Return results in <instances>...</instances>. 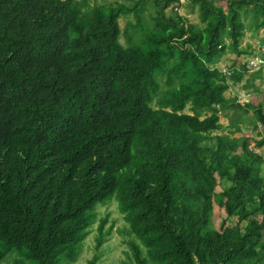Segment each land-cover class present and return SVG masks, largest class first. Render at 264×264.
Segmentation results:
<instances>
[{
	"label": "trees",
	"instance_id": "obj_1",
	"mask_svg": "<svg viewBox=\"0 0 264 264\" xmlns=\"http://www.w3.org/2000/svg\"><path fill=\"white\" fill-rule=\"evenodd\" d=\"M193 1L201 25L154 0L148 29V0H0V264L76 263L113 199L140 242L131 264H264V156L213 135L230 108L264 127V104L226 96L253 70L217 66L247 53L242 12L264 28V0Z\"/></svg>",
	"mask_w": 264,
	"mask_h": 264
},
{
	"label": "rangeland",
	"instance_id": "obj_2",
	"mask_svg": "<svg viewBox=\"0 0 264 264\" xmlns=\"http://www.w3.org/2000/svg\"><path fill=\"white\" fill-rule=\"evenodd\" d=\"M128 2L124 0H89L91 6L95 4L98 5H116L117 3H127L134 4L138 2ZM182 5L179 8V13L186 17L190 24H200L199 19V6L194 3L193 0H181ZM173 4L170 9H168L167 14L170 13V10L175 7ZM242 20L245 24V35L242 38V43L240 48L247 51L240 58V61H235V55L232 51H228L226 55L218 62L217 66L221 70L229 71L233 67L241 68L243 64H254L259 60H264V28L256 30V20L253 16L251 10L242 12ZM157 16L156 7L154 5V0H148L146 12L144 13L145 25L148 29L152 28L154 25V18ZM135 24V18L133 15L123 16L120 19V26L122 28L121 43L126 45V37L124 34L127 24ZM135 37H140V31H130ZM228 43L229 41L226 40ZM255 70V71H254ZM253 72H247L244 74L243 79L239 83H234L232 88L226 93V96L229 99L235 97L238 98L239 103L242 105L253 102V104L258 105V103L264 104V67ZM227 71V72H228ZM260 73L259 75H256ZM186 113L193 114L192 111L188 108ZM243 114L237 113L236 110L230 108L226 110L221 115L220 123L223 128L221 131L215 132L214 136L228 135L232 138L246 136L251 140L252 148L256 150L257 153L263 154L264 156V147L259 149L256 146V142L263 140L264 138V127L256 121L254 117V112L250 111L248 116H242ZM237 116H242L237 120L238 125L242 129L241 133H233L231 135L233 127L232 119H236ZM238 119V118H237ZM227 184V182H225ZM229 183V182H228ZM218 191H222V188H218ZM215 221L219 227L222 222L227 220L228 226H234L237 222L236 218H228L225 210L216 211ZM98 221L92 227L90 236L85 241L84 245L81 248L78 261L74 264H90L92 260L98 257L97 264H131V249L130 242L137 241L136 238L129 234V226L124 220L123 215L120 213L118 208V203L115 199L111 200L105 205L98 207ZM108 219V223L105 227V232H110V235L106 238L103 246L97 250V237L99 236V223L102 219ZM17 258L15 253H12L3 264H13L14 260Z\"/></svg>",
	"mask_w": 264,
	"mask_h": 264
},
{
	"label": "built area",
	"instance_id": "obj_3",
	"mask_svg": "<svg viewBox=\"0 0 264 264\" xmlns=\"http://www.w3.org/2000/svg\"><path fill=\"white\" fill-rule=\"evenodd\" d=\"M76 1H81V0H76ZM261 67H264V60H259L258 62L254 64L250 63L247 65V68L249 70H254V69L259 70ZM227 71L223 70L224 73H227L230 75V70L228 72Z\"/></svg>",
	"mask_w": 264,
	"mask_h": 264
}]
</instances>
